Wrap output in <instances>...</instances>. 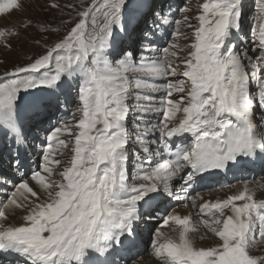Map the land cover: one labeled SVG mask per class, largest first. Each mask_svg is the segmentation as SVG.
I'll list each match as a JSON object with an SVG mask.
<instances>
[{"label":"snow or ice","instance_id":"snow-or-ice-1","mask_svg":"<svg viewBox=\"0 0 264 264\" xmlns=\"http://www.w3.org/2000/svg\"><path fill=\"white\" fill-rule=\"evenodd\" d=\"M42 7L59 17L21 26L42 50L0 74L13 170L0 175V256L133 264L145 244L155 264H264V179L223 182L264 171V0L248 34L245 0ZM25 8L0 0V14ZM16 40L28 43L0 29L4 49Z\"/></svg>","mask_w":264,"mask_h":264},{"label":"rangeland","instance_id":"rangeland-1","mask_svg":"<svg viewBox=\"0 0 264 264\" xmlns=\"http://www.w3.org/2000/svg\"><path fill=\"white\" fill-rule=\"evenodd\" d=\"M51 2L52 0H25V5H26L25 11L13 12L10 15L0 14V29H3L5 27L19 28L22 35H24L28 40V43H23L19 40L13 41L15 47L11 51L6 50L2 46H0V74H3L5 69H10L12 67L13 62H19L21 64L25 63L27 61L28 55L38 53L42 50L40 46H34L35 39L39 37L33 32H25L21 26L23 22H25L29 17L35 20V19H43L47 15L51 19L56 20L59 17V12L57 10L48 11L45 7H42ZM56 2L60 3L61 5H66L69 3L77 4L78 0H56ZM182 2L183 0H154L156 6L161 9L167 8L168 4L170 3L180 4ZM201 2L202 0H191L193 6H196ZM245 13L246 15L244 18L243 28H244V33L248 34L253 25L252 16L254 14V0H245ZM192 14L194 15L195 13ZM179 43L186 44V43H190V41L181 39ZM41 44H43V41H41ZM0 140H1L0 150H2V154L6 158V159L1 158L5 161V163H2L0 161L1 173L11 174V172L13 171L11 168L8 169L7 171H5L6 169L4 168V164H9V160H10L8 154L9 150L2 136H0ZM32 158L37 159V157H32ZM253 170L261 171L259 165H257L250 172H246L245 174L248 176L249 179L251 180L264 179V172L260 175V177L255 178L254 176L255 174ZM225 183H232V182H225ZM216 191L218 190L212 192H216ZM201 192L204 193L203 190H201ZM179 210H183V209H179ZM144 239L147 240V234H145ZM132 257H133V264H149V263L155 264L153 257L150 255V249H148L147 245L145 244H142L140 248L136 249L132 253Z\"/></svg>","mask_w":264,"mask_h":264},{"label":"bare ground","instance_id":"bare-ground-1","mask_svg":"<svg viewBox=\"0 0 264 264\" xmlns=\"http://www.w3.org/2000/svg\"><path fill=\"white\" fill-rule=\"evenodd\" d=\"M0 142H1V140H0ZM33 157H35V156H33ZM1 158H5L3 156V154H2V150H0V161L2 163H5V161L3 159H1ZM4 168L6 169L5 171H7L8 169H10L9 164H4ZM253 171H254V174H255L254 175L255 178L260 177V175L264 172V171H260V170H253ZM0 175H3V173H1V168H0ZM245 178L249 179L248 176L245 173L242 174V175H239L238 178H234L231 175H229L228 178H227V180H225L223 182L224 183L225 182H232L233 184H236V183H238V179L239 180H243ZM249 180H251V179H249ZM201 190L204 191L203 194L205 196V199H216V198L223 199V198H226V196L228 194H231V191H234V189H233L231 191L230 190H223V191L218 190L216 192H212V191H210L208 189H205V188H202ZM177 211H179L181 214H186L187 213V210H179V208L177 209ZM15 222L18 223L19 220L17 219ZM0 260H2L4 262V264H12V261L9 258H7V257L0 256ZM149 264H152V263H149Z\"/></svg>","mask_w":264,"mask_h":264}]
</instances>
